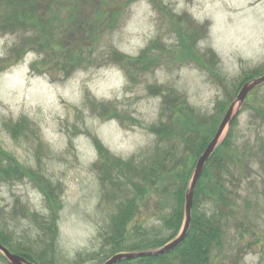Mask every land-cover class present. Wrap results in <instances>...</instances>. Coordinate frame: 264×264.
Masks as SVG:
<instances>
[{"label": "rangeland", "instance_id": "obj_1", "mask_svg": "<svg viewBox=\"0 0 264 264\" xmlns=\"http://www.w3.org/2000/svg\"><path fill=\"white\" fill-rule=\"evenodd\" d=\"M12 1L0 0V232L15 250L53 240V264H103L117 204L137 198L127 232L163 234L178 176L241 82L264 74V0ZM236 109L225 197L201 205L224 230L210 264H264V83ZM1 150L37 181L4 175Z\"/></svg>", "mask_w": 264, "mask_h": 264}, {"label": "trees", "instance_id": "obj_2", "mask_svg": "<svg viewBox=\"0 0 264 264\" xmlns=\"http://www.w3.org/2000/svg\"><path fill=\"white\" fill-rule=\"evenodd\" d=\"M11 2L14 3V1L9 0L8 4ZM26 4L27 2L23 4L22 1H19L18 8H20L22 11L33 9V7L30 6L29 9L28 7L24 8ZM15 8L16 6L14 4V9ZM5 18L9 20L11 17L10 15H6ZM52 32H54L53 27L49 26L48 35H50ZM253 76L246 77L245 80L241 82L239 89L245 82L253 79ZM258 111L260 114L264 115L261 109H258ZM25 120L26 119L20 120L11 128L10 131L13 137H17L21 130V125H25ZM218 124H215L212 129L213 135L217 130ZM233 124H235V120L232 122V125ZM155 132L159 134L157 130H155ZM231 138V131L229 129L225 138L218 143L204 166L203 172L194 189L190 224L182 242L173 250L158 256H144L128 260L122 259L114 264H210V257L213 250L218 249L221 245L224 230L222 227L223 224L218 221L213 216V214L202 210L201 205L205 200L208 201L210 198L216 197L218 195L222 199L225 197L222 194V191L225 189V185L221 174L222 172H226L227 164L229 163L230 154H228L226 151L230 149L231 145H229V142ZM209 140L210 139L208 138L203 139L198 147V151L195 153V157H198L203 152ZM1 153L8 160V164L3 171L4 175H12L18 178L23 173L37 181L35 174L32 171L21 167L13 158V156L6 154L2 150ZM160 156L161 154L155 155L154 158L149 161L150 164L142 166L140 171L143 173H146L147 171H155ZM125 165L129 166L128 163H125ZM194 165L195 162H191L189 168L184 169L183 172L178 176L181 183L174 189V204L171 207L168 215L162 220L161 225L162 231L164 232L163 234L151 236L140 226H137L131 231L127 232V225L133 219L137 209V198L135 196L126 197L117 204V207L111 217V233L110 238L108 239L109 243L111 244L110 254L156 250L173 240L180 233L185 220L184 196L191 181ZM53 220L54 218L51 215L50 221H52V223ZM50 233L52 235L51 237H53L54 234L51 231ZM52 241L53 240H51L49 243H44V248H41L37 251L21 249L15 250L11 247L8 237L0 232V243L2 245L6 246L11 252L23 256L33 264L54 263L53 255L47 257L48 252L51 251L52 248ZM107 259L105 258L103 262H105ZM0 260L4 264H8L6 258L1 252Z\"/></svg>", "mask_w": 264, "mask_h": 264}, {"label": "water", "instance_id": "obj_3", "mask_svg": "<svg viewBox=\"0 0 264 264\" xmlns=\"http://www.w3.org/2000/svg\"><path fill=\"white\" fill-rule=\"evenodd\" d=\"M264 83V74L253 78L247 82H245L241 88L239 89L237 95L227 108L224 116L222 117L217 130L213 137L210 139V141L205 146L203 152L199 155L195 162L194 170L192 173L191 181L186 189L185 192V202H184V214H185V220L182 227L181 232L170 242L165 244L159 249L156 250H144V251H137V252H120L113 254L110 256L103 264H114L122 259H134L138 257H144V256H158L161 254H164L166 252H169L173 250L175 247H177L182 240L185 238V235L188 231L190 219H191V209L193 205V195H194V189L195 186L203 172L204 166L206 162L208 161L209 157L211 156L212 152L216 148V146L219 143L220 137L222 136L223 132L227 129H229L231 123L235 119L238 109L234 110L235 105L238 104L240 107L241 104L244 102L245 97L247 94L252 91L256 86ZM0 252L4 255L7 262L9 264H33L30 261H28L23 256L11 252L6 246L2 245L0 243Z\"/></svg>", "mask_w": 264, "mask_h": 264}]
</instances>
